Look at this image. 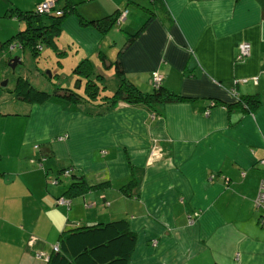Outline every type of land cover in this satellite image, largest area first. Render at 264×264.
Masks as SVG:
<instances>
[{
	"label": "crops",
	"instance_id": "0c3cea01",
	"mask_svg": "<svg viewBox=\"0 0 264 264\" xmlns=\"http://www.w3.org/2000/svg\"><path fill=\"white\" fill-rule=\"evenodd\" d=\"M10 1L33 9L40 0ZM70 1L89 18L126 9L118 27L104 33L68 12L59 38L74 51L71 61L88 58L94 73L115 80L99 55L115 58L147 16L140 5L147 6L152 20L120 55L124 76L150 90L156 71L162 85L189 98L160 104L155 113L119 102L92 114L55 101L0 111V264H44L61 230L119 217L136 233L129 264H264V225L253 206L264 178L258 2L163 0L165 18L149 0ZM63 2L55 0L57 7ZM7 6L0 0V40L22 27L4 15ZM242 42L249 50L237 57ZM247 93L259 96L255 109L227 107ZM149 148L157 155L150 157ZM61 168L89 187L66 197L70 176ZM131 178L125 194L119 187ZM60 195L69 203H57Z\"/></svg>",
	"mask_w": 264,
	"mask_h": 264
},
{
	"label": "trees",
	"instance_id": "16d2710c",
	"mask_svg": "<svg viewBox=\"0 0 264 264\" xmlns=\"http://www.w3.org/2000/svg\"><path fill=\"white\" fill-rule=\"evenodd\" d=\"M256 1L260 6V15L264 18V0ZM7 2L8 6L5 8L4 15L15 17L23 25L9 35L8 38L0 40V50L10 44L11 39L14 38L21 47H27L33 57L38 54L41 44H46L53 49L56 48L60 24L68 12L76 13L79 25L91 26L99 33H104L114 23H118L115 22V18L120 12L119 9H114L102 16L89 18L79 14L75 10L74 3L70 0H64L61 7H57L54 3L53 11H58V14L54 12L37 13L34 8L21 9L10 0H7ZM149 3L150 5L158 4L161 13L165 14V18H169L163 0H149ZM140 7L146 10L147 16L134 31L126 34V38L118 48L115 58L110 60L103 54L99 55L101 64L113 66L117 85L111 93H102L105 91L103 85L105 76L101 73H94L91 60L83 58L72 66V71L77 75L74 81L75 87L79 85L81 77H84L82 92L63 86H55L51 91L44 90L34 86L27 76L18 75L12 88L14 98L37 104L45 101H55L63 108H79L92 114H102L119 102L129 105H141L155 113L160 104L188 100L187 95L173 91L160 82L153 85L150 90H143L124 76L120 64L121 52L147 26L155 14L147 6L140 5ZM258 104L259 96L257 93L237 95L231 102L226 103L228 108L236 105L246 112L255 109ZM64 169L66 168H61L58 172L61 173ZM68 175L70 181H68L64 192L66 197L82 193L83 190L89 187L82 176H76L69 172ZM133 180L132 178L129 179L119 188L125 194H129L128 188L134 183ZM135 243L136 233L130 229L125 217L77 225L59 232L56 239L57 249L51 250L47 254L44 264H129Z\"/></svg>",
	"mask_w": 264,
	"mask_h": 264
},
{
	"label": "rangeland",
	"instance_id": "374dc122",
	"mask_svg": "<svg viewBox=\"0 0 264 264\" xmlns=\"http://www.w3.org/2000/svg\"><path fill=\"white\" fill-rule=\"evenodd\" d=\"M41 2L42 0L35 3L34 7ZM53 2L55 3V0H53ZM53 9V6H50L49 9H47V12H54ZM54 13L58 14L59 12ZM21 25H23L22 22ZM113 27L117 28L118 24H114ZM119 27L122 30V27ZM8 36L6 38H8ZM62 38L63 36H60L59 38L58 35L56 43L57 46L55 49L46 44H41V48L39 49L38 54L34 57L31 56V53L29 52V49L27 47H21L14 38L11 39L10 44L4 46V48L0 50L1 112H18L27 108V102L15 99L12 91L15 78L18 75L27 76L28 80L34 86L44 90L51 91L55 86H63L75 89L77 92H82L84 77H81L79 85L75 87L74 81L77 75L72 71L71 68L75 63L71 61L70 58L72 57L74 51H71L70 48L65 44L63 47L61 46L63 44ZM68 44L69 46H71L70 43ZM1 54H3L4 56H2ZM11 57H17V62L15 63L14 67H10L7 63ZM3 80H5V83L1 84ZM103 80L105 91L102 93H111L116 88L117 80H114L113 78L107 80L106 77H104ZM109 81H112V83H109ZM10 115L12 114H7L4 116ZM61 180L65 181L68 179L62 177ZM253 206L255 207L254 203ZM258 210L260 211V209Z\"/></svg>",
	"mask_w": 264,
	"mask_h": 264
},
{
	"label": "built area",
	"instance_id": "2783aa9c",
	"mask_svg": "<svg viewBox=\"0 0 264 264\" xmlns=\"http://www.w3.org/2000/svg\"><path fill=\"white\" fill-rule=\"evenodd\" d=\"M53 3H54L53 0H42L41 3L37 4L34 7V11H36L37 13L47 12V9H49L50 6L52 7ZM55 12L58 13V11ZM125 13H126L125 9L120 10V12L117 14L115 18L116 20L115 22H120L124 18ZM248 50H249V44L247 42L240 43L238 47L237 57H242L246 55L248 53ZM152 80L154 85H157L160 82V75L156 71L152 72ZM205 113H207V111H205ZM65 135L66 134L57 135V139L63 138ZM34 146H36V144ZM156 155H157L156 152L151 148L149 150V156L152 157ZM259 162L264 163V157L260 158ZM68 172H69L68 169H64L62 173L64 175H67ZM56 202L62 204H68L69 200L66 197L60 195L56 198ZM254 205L260 208V213L258 215V222L260 225H264V178H262L259 181L257 192L254 198ZM152 243L154 244L155 241L153 240ZM51 248H52L51 250L57 249V244L56 243L53 244ZM39 255H43V254L40 252ZM46 256L47 255H45V258Z\"/></svg>",
	"mask_w": 264,
	"mask_h": 264
},
{
	"label": "water",
	"instance_id": "95a60500",
	"mask_svg": "<svg viewBox=\"0 0 264 264\" xmlns=\"http://www.w3.org/2000/svg\"><path fill=\"white\" fill-rule=\"evenodd\" d=\"M17 62V57H11L10 60L7 62L10 67H14L15 63ZM5 80L1 82V84H4Z\"/></svg>",
	"mask_w": 264,
	"mask_h": 264
}]
</instances>
